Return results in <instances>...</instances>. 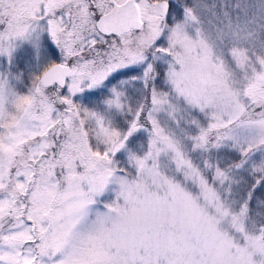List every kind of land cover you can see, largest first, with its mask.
Instances as JSON below:
<instances>
[{
	"label": "snow or ice",
	"instance_id": "snow-or-ice-1",
	"mask_svg": "<svg viewBox=\"0 0 264 264\" xmlns=\"http://www.w3.org/2000/svg\"><path fill=\"white\" fill-rule=\"evenodd\" d=\"M0 264H264V0H0Z\"/></svg>",
	"mask_w": 264,
	"mask_h": 264
}]
</instances>
